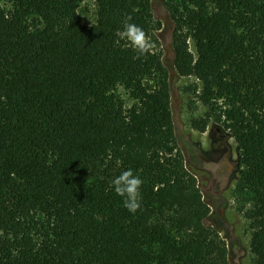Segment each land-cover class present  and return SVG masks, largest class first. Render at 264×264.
I'll list each match as a JSON object with an SVG mask.
<instances>
[{
	"label": "trees",
	"instance_id": "obj_1",
	"mask_svg": "<svg viewBox=\"0 0 264 264\" xmlns=\"http://www.w3.org/2000/svg\"><path fill=\"white\" fill-rule=\"evenodd\" d=\"M9 1L0 4V264H230L178 146L152 0H94L90 25L82 0ZM166 4L173 68L200 82L208 108L191 125L204 131L213 116L239 148L235 194L249 203L251 264H264V0ZM127 16L153 44L139 58L117 37ZM127 169L143 181L135 213L111 187Z\"/></svg>",
	"mask_w": 264,
	"mask_h": 264
},
{
	"label": "rangeland",
	"instance_id": "obj_2",
	"mask_svg": "<svg viewBox=\"0 0 264 264\" xmlns=\"http://www.w3.org/2000/svg\"><path fill=\"white\" fill-rule=\"evenodd\" d=\"M9 9V0H0ZM78 12L84 24L90 25L97 19L94 0H82ZM152 12L158 29L159 50L170 74L171 111L178 146L187 167L196 174L197 184L204 200L209 204L210 214L206 224L215 228L225 240L230 264H251L249 252L250 228L244 212L249 203L235 194L238 178L224 182L221 174L224 155L240 161V150L225 128L212 116L204 131L192 127L194 119L207 114L208 108L197 98L201 84L193 77H180L173 68V22L170 19L166 0H152ZM193 50V44L190 42ZM196 86L197 91H194ZM120 94L128 98L125 90ZM221 102H219L220 104ZM235 178V177H234ZM233 179V178H232ZM244 204V205H243Z\"/></svg>",
	"mask_w": 264,
	"mask_h": 264
},
{
	"label": "clouds",
	"instance_id": "obj_3",
	"mask_svg": "<svg viewBox=\"0 0 264 264\" xmlns=\"http://www.w3.org/2000/svg\"><path fill=\"white\" fill-rule=\"evenodd\" d=\"M131 19V16L124 19L122 28L117 31V37L126 42L127 46L137 53L136 58H139L149 53L153 44L140 26L129 22ZM142 183V179L131 169L121 172L111 182L112 190L122 198L124 208L130 213H135L140 208Z\"/></svg>",
	"mask_w": 264,
	"mask_h": 264
},
{
	"label": "flooded vegetation",
	"instance_id": "obj_4",
	"mask_svg": "<svg viewBox=\"0 0 264 264\" xmlns=\"http://www.w3.org/2000/svg\"><path fill=\"white\" fill-rule=\"evenodd\" d=\"M222 164L221 174H224V182H227L228 179L229 182H232L234 179L238 178L240 170L239 162L236 159L231 158L230 153L224 155Z\"/></svg>",
	"mask_w": 264,
	"mask_h": 264
}]
</instances>
